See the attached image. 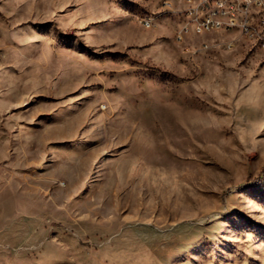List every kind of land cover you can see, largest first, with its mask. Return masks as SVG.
<instances>
[{"label":"rangeland","instance_id":"1","mask_svg":"<svg viewBox=\"0 0 264 264\" xmlns=\"http://www.w3.org/2000/svg\"><path fill=\"white\" fill-rule=\"evenodd\" d=\"M162 1L0 0V264H264V51Z\"/></svg>","mask_w":264,"mask_h":264},{"label":"built area","instance_id":"2","mask_svg":"<svg viewBox=\"0 0 264 264\" xmlns=\"http://www.w3.org/2000/svg\"><path fill=\"white\" fill-rule=\"evenodd\" d=\"M162 11L181 13L183 23L176 31L178 42H183L186 37L201 36V29H210L211 34L237 33L245 39L249 32H258V39L264 36V24L260 20L264 0H163ZM140 22L153 24V16ZM201 48L207 50L209 44L202 43Z\"/></svg>","mask_w":264,"mask_h":264},{"label":"bare ground","instance_id":"3","mask_svg":"<svg viewBox=\"0 0 264 264\" xmlns=\"http://www.w3.org/2000/svg\"><path fill=\"white\" fill-rule=\"evenodd\" d=\"M208 1L209 2H217V0H208ZM260 20H262V22L264 24V12H260ZM154 22H155V20H154ZM141 24L144 28H152L154 26L153 24H146L144 22H141ZM208 33H211L210 29H201V34H208ZM225 33H229V32H225ZM176 39H177V35H176ZM246 40L249 41L250 43H252L254 46H256L259 49L264 51V36H260V38L258 39V32L247 33V39Z\"/></svg>","mask_w":264,"mask_h":264},{"label":"trees","instance_id":"4","mask_svg":"<svg viewBox=\"0 0 264 264\" xmlns=\"http://www.w3.org/2000/svg\"><path fill=\"white\" fill-rule=\"evenodd\" d=\"M262 174H264V169H263L262 172H261V175H262Z\"/></svg>","mask_w":264,"mask_h":264}]
</instances>
